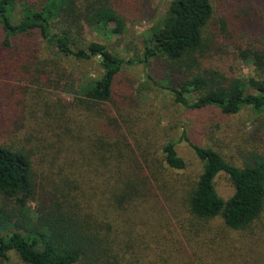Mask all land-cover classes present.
<instances>
[{"label": "trees", "instance_id": "16d2710c", "mask_svg": "<svg viewBox=\"0 0 264 264\" xmlns=\"http://www.w3.org/2000/svg\"><path fill=\"white\" fill-rule=\"evenodd\" d=\"M153 1L0 0V131L10 137L0 138V264H124L116 247L119 228L129 227L118 220L162 213L163 196L181 190L200 220L221 218L247 232L264 217L263 155L247 152L237 164L185 130L180 142L197 157L191 165L120 83L125 66L162 60L161 86L184 109L264 116V0H171L138 62L87 39L86 26L123 35ZM216 19L222 33L261 36L236 48L259 81L235 77ZM95 59L102 75L79 81L76 100H59L56 91L75 85L66 74L71 62ZM191 167L186 182L173 176ZM220 175L233 189L227 199L216 188ZM249 252L264 264V254Z\"/></svg>", "mask_w": 264, "mask_h": 264}, {"label": "rangeland", "instance_id": "374dc122", "mask_svg": "<svg viewBox=\"0 0 264 264\" xmlns=\"http://www.w3.org/2000/svg\"><path fill=\"white\" fill-rule=\"evenodd\" d=\"M170 1H153L146 15H139L136 19L130 18L127 31L123 35L106 37L100 34L97 28L86 26V37L90 41L109 44L115 53L126 60L141 61L143 40L149 34L150 27L166 17ZM112 28L113 26H110L107 33ZM229 28L226 33H222L218 19L213 26L215 35L219 32L223 34L219 41L224 46L227 63L233 66V73L238 79H248L251 83L259 81L253 62L238 58L239 52L236 48L240 43L247 41L256 43V40L260 41L261 36L246 31L236 33ZM164 64V61L156 59L148 66L144 63L127 65L120 83L127 92H132L131 95L136 101L142 103L146 109L144 115L149 124L156 127L158 135H169L178 142L177 151L185 160L191 165L197 160L193 149L186 142H180L185 130L194 143L213 146L237 164L245 160L247 152H257L264 156V116H257L248 109L232 116L184 109L175 104L169 91L161 86L167 85L163 82ZM102 73L98 59L72 61L66 74L71 83V77L76 80L75 85L72 87L67 84L63 89L56 91L55 96L59 100L72 102L77 98L75 91L79 89V81L97 79ZM0 138L10 139L8 134L1 131ZM192 172L193 167L182 176L175 173L173 176L178 177L177 181H187ZM216 188L224 199L229 198L233 191L225 175L217 178ZM183 194V190L177 191L169 195L168 200L163 196L162 213L141 211L137 220H134L133 216L124 221L118 220L126 228L129 227L127 234L119 228L120 244L116 247L120 250V258L124 264H253L250 250L264 254V217L247 232L235 231L227 228L221 218L200 220L192 216L186 207ZM34 206L35 204L32 205ZM254 235L259 238L258 241H254ZM15 264H20L17 259Z\"/></svg>", "mask_w": 264, "mask_h": 264}]
</instances>
